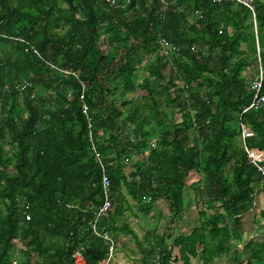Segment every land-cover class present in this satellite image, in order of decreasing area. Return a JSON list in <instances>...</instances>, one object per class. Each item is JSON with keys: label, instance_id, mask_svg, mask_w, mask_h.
Here are the masks:
<instances>
[{"label": "trees", "instance_id": "16d2710c", "mask_svg": "<svg viewBox=\"0 0 264 264\" xmlns=\"http://www.w3.org/2000/svg\"><path fill=\"white\" fill-rule=\"evenodd\" d=\"M255 11L253 22L241 5L208 0H0V264H75L76 251L100 264L109 242L90 225L103 171L112 201L96 226L115 249L122 234L138 241L125 188L150 217L160 199L172 220L185 199L198 203L199 226L154 236L141 264H264V238L241 224L264 190L239 130L264 149V104L241 115L264 73V0Z\"/></svg>", "mask_w": 264, "mask_h": 264}, {"label": "rangeland", "instance_id": "374dc122", "mask_svg": "<svg viewBox=\"0 0 264 264\" xmlns=\"http://www.w3.org/2000/svg\"><path fill=\"white\" fill-rule=\"evenodd\" d=\"M165 76H168V67H166L163 70ZM247 75L250 79H252L255 75L254 69L250 68L247 70ZM145 76L143 74V71L139 70L137 73H135V81L136 83H140L141 79ZM248 78V79H249ZM144 91L139 89L137 94H131L129 97L136 98L138 96H143ZM7 152H10L9 148H6ZM143 158L141 157H135L132 160V166L129 165L126 166L125 172L129 173L133 169L134 165L133 163H136L140 161ZM197 178V177H196ZM191 180L187 181L188 184H192L193 178L190 177ZM122 191L125 198L127 199V205L129 208L127 209V214H124L126 216V220L128 221L130 227L135 232L136 236L138 237V241L141 242V247L138 246L136 239L132 237V235L128 234H122L120 236L124 241L120 240L117 245V250L115 251V254L111 264H141L140 258H141V250L146 249L148 246H150L152 243H154V236H160L161 234H171L172 230H176V234L178 231L183 233H189L194 228L199 226V215H198V209L196 199L194 197L191 198L190 202H188L187 199H185V207L184 211L179 214V216L175 219H171V212L169 210V204L167 201L160 199L153 203L154 208L160 213L159 217L156 218V215L149 216V214H143L141 210H139L137 207H135V201L130 199L128 194H126L125 188H122ZM256 207L255 209L251 210L250 212L246 213L241 220V224L243 229L248 232L249 234H253L254 236L259 235L261 237V240H263L262 234L258 231L260 230L259 224L264 221L263 217H261L260 212L264 210V190L258 189L256 191ZM146 233L149 234V236L145 239ZM226 244H224L225 246ZM243 247L241 245L237 246V250L240 251L239 255L241 258H245L247 256V253L245 251H242ZM173 253L177 254V249H173ZM129 256V257H127ZM154 258H149L147 261L150 264L154 263ZM138 260V262H136ZM129 261V262H128ZM131 261V262H130ZM146 261V262H147ZM128 262V263H127ZM227 258L226 256L220 257L218 260H216L215 264H227ZM193 264H201V261L198 257H195V260L193 261Z\"/></svg>", "mask_w": 264, "mask_h": 264}, {"label": "built area", "instance_id": "2783aa9c", "mask_svg": "<svg viewBox=\"0 0 264 264\" xmlns=\"http://www.w3.org/2000/svg\"><path fill=\"white\" fill-rule=\"evenodd\" d=\"M208 1L214 4H222V3L230 2V3L241 5L242 7L246 8L250 12L253 21H255V12H256L255 2L256 0H208ZM199 18H201L200 14H199ZM160 44L162 45L161 47L164 49L165 53L167 52V50L176 51L175 47H173L166 40H161ZM263 82H264V73L262 69L259 67V72H258L257 77L250 83L251 90L254 92L252 101L248 107L242 110L241 115L250 109H256L260 107L262 104H264V95L261 93ZM27 86H29V83H25L22 86V89H24ZM82 111L85 115L87 114V107L85 105L82 106ZM195 123L196 122L194 121V119H192V124L195 125ZM88 127L90 128V125ZM239 130H240L241 147L245 153L246 159L256 169L257 173L260 175V177L264 181V149L249 147L246 144V140L253 136V133L251 132V130L246 124L240 122ZM101 185H102V191H103V202H102V205L99 206L100 208L98 209L97 216L95 220L91 223L90 229L92 230L94 235L101 237L105 239L107 242H109V248H108L106 258L100 264H110L113 259L114 252H115L114 241L108 232L106 231L99 232L96 226L98 217L107 215L111 208L112 200H111L110 193H109L110 179H109V176L104 171L102 172ZM143 200H145V202L150 201L149 198H145V197L143 198ZM253 204L255 206V202ZM73 258H74L75 264H81L83 262V258L79 251H76L74 253ZM154 263L160 264L158 256L155 257Z\"/></svg>", "mask_w": 264, "mask_h": 264}, {"label": "crops", "instance_id": "0c3cea01", "mask_svg": "<svg viewBox=\"0 0 264 264\" xmlns=\"http://www.w3.org/2000/svg\"><path fill=\"white\" fill-rule=\"evenodd\" d=\"M253 20V19H252ZM253 22H255V21H253ZM126 197V196H125ZM256 199V198H255ZM254 199V202H255V207H256V200ZM125 214H127V211L125 212ZM122 241H124V239H121ZM117 249H115V251H116ZM115 254H117V253H115L114 252V255ZM114 255H113V257H114ZM127 257H129V256H127ZM130 258V257H129ZM195 260V258H191L190 259V264H193V261ZM129 262V261H128ZM127 262V263H128ZM131 262V261H130ZM136 262H138V260L136 261ZM138 263H140V262H138ZM111 264V263H110ZM137 264V263H136ZM174 264H182V262L180 261V260H178V261H176Z\"/></svg>", "mask_w": 264, "mask_h": 264}]
</instances>
